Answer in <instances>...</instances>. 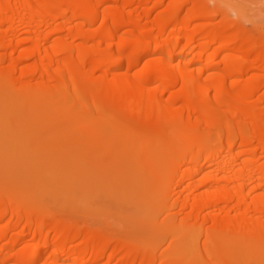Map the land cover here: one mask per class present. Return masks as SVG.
Listing matches in <instances>:
<instances>
[{"label": "bare ground", "instance_id": "6f19581e", "mask_svg": "<svg viewBox=\"0 0 264 264\" xmlns=\"http://www.w3.org/2000/svg\"><path fill=\"white\" fill-rule=\"evenodd\" d=\"M244 6L0 0V106L11 103V121L0 117V154L15 142L25 167L15 193L0 182V264H264V29L246 30ZM51 118L64 136L52 134L58 146L44 163L27 147ZM127 154L142 181L149 155L159 170L149 168L158 171L151 189L144 182L156 218L147 214L144 236L67 220L42 195L23 200L22 189L44 176L39 191L50 201L71 190L72 209L95 211L97 176L109 171L111 184ZM100 161L108 163L98 169ZM77 176L87 189L76 188Z\"/></svg>", "mask_w": 264, "mask_h": 264}, {"label": "rangeland", "instance_id": "374dc122", "mask_svg": "<svg viewBox=\"0 0 264 264\" xmlns=\"http://www.w3.org/2000/svg\"><path fill=\"white\" fill-rule=\"evenodd\" d=\"M233 2H234V4H235V7H241V5L242 6H244V9H247V15L248 14H250L249 15V17H248V19H249V21L247 22V21H243V23L245 24V28H246V30L248 29V31H253V29H254V26H255V28L257 29H259V32L261 31V30H263L264 29V0H233ZM220 20V19H219ZM218 19H217V21H219ZM244 20H245V18H244ZM254 24V25H253ZM257 25V26H256ZM262 26V27H261ZM256 29H255V31H256ZM264 31V30H263ZM258 32V31H257ZM262 32V31H261ZM260 32V34L262 35V33ZM264 33V32H263ZM257 36L260 38V35H259V33H257ZM264 36V34L262 35V37ZM261 37V38H262ZM1 94V93H0ZM10 99V98H9ZM11 101L12 100H14V98H12V99H10ZM17 102V101H16ZM4 103V102H3ZM15 103V102H14ZM13 103V104H14ZM10 105H11V103L10 102H8V103H5V104H3V105H1L0 107H2L3 109H2V112L0 113V117L4 120V121H6V122H9V121H11V114L8 112V110H9V107H10ZM4 106V107H3ZM55 118V117H54ZM53 118H51V120L49 119V121H52V122H49L48 123V126L46 127V131L43 133H41V132H39L37 135H36V137H35V139H34V141L32 140V142L30 143V145H29V147H27V152H29L28 154H30L31 155V157H34L36 154L39 156V160L40 161H42V162H44V163H46V161H47V157L48 158H52V157H49V156H47L46 157V154H48V151L52 148V150L54 149V148H56L58 145H53V146H51L52 144H54L53 143V141H55L56 139L55 138H53L52 137V134H57V131H59L60 132V134L61 135H63L64 136V134H62V131L59 129H55L54 128V126H56V124L54 125V121H55V119L54 120H52ZM15 130V129H14ZM13 130V131H14ZM77 133H79V134H81L80 132H79V130H78V132ZM73 134H74V131H73ZM107 134V133H106ZM66 135H68V137L66 136ZM76 135H78V134H76ZM72 135L70 134V132L69 133H66L65 134V137H67V138H69V137H71ZM80 136V135H79ZM62 137V136H61ZM73 137V136H72ZM72 137L69 139V142L70 143H72L74 140L75 141H77L74 137H75V134H74V139H72ZM78 138V137H77ZM44 139H46V140H44ZM71 140H72V142H71ZM75 143V142H74ZM51 144V145H50ZM76 144V143H75ZM49 145H50V147H49ZM77 146V145H76ZM72 147H70V149H71ZM74 148V147H73ZM91 148V147H90ZM94 148H98L97 146L96 147H94ZM119 148L121 149V150H123V148L122 147H120L119 146ZM49 149V150H48ZM69 148H68V150L66 151L65 150V152H64V155H66V159L67 160H65V158H64V160L65 161H70L69 159H71L72 160V155H73V151L72 150H70ZM76 150H78V146L75 148ZM80 149H82V148H79V150ZM114 149V150H113ZM112 150H111V152H113V151H118V147H117V149H116V147H114ZM75 150V151H76ZM78 150V151H79ZM83 150H85V149H82V151ZM87 151H90V149L88 150V149H86ZM98 151H99V148L97 149ZM102 150V149H101ZM100 150V152L102 153V151ZM75 151H74V153H75ZM81 151V150H80ZM80 151H79V153H80ZM109 152H110V150H108ZM59 152H61V151H59ZM84 152V151H83ZM63 153V152H62ZM107 153V152H106ZM114 153V152H113ZM20 154L22 155L23 153H20V148H19V146L18 145H15V142H12V143H10V145L7 147V149H6V152L4 153V154H0V182H3V183H5V184H9L10 186H13L12 187V189L10 188V189H4L5 191H7V192H11V193H15V191L17 190V188L15 187V186H17L20 182H21V179H22V177L24 176V174H25V167H24V163H23V161H22V157L20 156ZM76 154V153H75ZM55 155V157H57L58 159L59 158H61L62 157V155L61 154H59V153H55L54 154ZM63 155V156H64ZM27 156H29V155H25L24 157H27ZM51 156V155H50ZM74 156V155H73ZM76 156V155H75ZM79 156V155H78ZM78 156H76L77 158H78ZM80 156H81V154H80ZM80 156H79V158H80ZM92 156V155H91ZM97 156H99V158L101 159V156L98 154V155H96L95 157H91V159L90 160H88V161H93L94 160V158L96 159V157ZM147 156V155H146ZM30 157V158H31ZM36 157V156H35ZM127 158H125L126 159V164H125V166H123V168H121L122 170H124V171H122V172H118L119 173V175H116V176H114V177H112V181L114 182H110L111 184H109L108 182V184L109 185H106L107 183H105L106 182V176L108 177V173H109V171L108 172H106V173H104L105 174V177H104V174H99L98 176H97V174H96V176L97 177H99V179L101 180V182H102V184H100V185H103V186H100L98 189H97V192H98V196H96V199L98 200H96L95 199V201H96V206L94 205V204H92L91 206H93V208L95 209V211L97 210V208L99 207V206H101V207H99L98 209L100 210V211H102L104 214L106 213V214H108V216H105V218L107 219V220H109L110 222L108 223H106L105 222V219L102 217L101 219L99 218V217H96V212L94 211V210H90V211H81V210H75V209H72V207H70V205H71V203L70 202H72V201H74V198L76 199V198H78L76 195H74L73 193H72V191L70 190L69 192H67V194L65 195V197L62 199L61 197H62V193L61 194H59L58 195V203L56 202V199L55 198H53L52 199V201H50V199H48L47 198V196H48V193L47 192H40L39 190H40V188H41V184H45L46 183V179H45V177L44 176H40L39 177V179L35 182V184L34 185H27L26 187H24L23 189H22V193H24L23 195H25L26 196V199H25V197L23 198V200L25 201V202H31V200H37L38 198H46V201L48 202V204L49 205H51V207L53 206L54 207V205H59V207L61 208L62 207V209L67 213V216H66V219L67 220H70V221H72V222H79V223H84L85 225H90V226H92V227H94V225H96L95 227H106L107 229H109V230H111L110 232L112 233V234H115V235H122V236H128V237H130V238H138V237H140V236H144V235H146L148 232H149V229H151V226H150V222H152V220L154 221V219L156 220V218L154 217V219H153V217H152V215L151 214H149L150 213V210H151V207H150V205L149 204H147L148 202L146 201V199L145 198H143V197H145V195L144 194H146V192L144 191V190H148L149 191V183H156V181H157V179H154L155 177H157L158 176V168L156 167L155 169H154V166L156 165H154V166H152L151 164H153V162H152V160L154 159L153 157H152V155H149L148 157H149V159L148 160H150V165L147 167L145 164L146 163H144V165H143V167L145 168V170H146V168L149 170V171H147V173H145V176H144V178L146 177V175H147V179L145 178V179H143L144 181H142V174H140L141 172H142V170H141V167H138L137 168V165H135L134 164V161L132 160V158L127 154V156H126ZM128 157H130V158H128ZM74 158V157H73ZM78 158V159H79ZM98 158V157H97ZM153 158V159H152ZM27 159V158H26ZM25 159V160H26ZM32 159V158H31ZM35 159V158H34ZM54 159V158H53ZM125 159H124V161H125ZM49 160V159H48ZM55 160H57L56 158H55ZM61 160V159H60ZM60 160H57L56 161V163L59 161V162H62V161H64V160H62V161H60ZM82 160V158L80 159V161ZM97 160V159H96ZM105 160V159H104ZM127 160H128V162H130L131 164H128L127 163ZM130 160V161H129ZM79 162V160H77L76 158L74 159V162H75V164L77 163V162ZM85 161V160H84ZM83 161V163L84 164H86L85 162ZM88 161H87V163H88ZM73 162V163H74ZM96 162H98V160L96 161ZM103 161H100L99 162V166H97L98 167V169H101L103 166H104V163L106 162H104V163H102ZM79 163H82V162H79ZM82 163V164H83ZM91 163V162H90ZM106 163H108V162H106ZM125 163V162H124ZM61 163H57V165H60ZM78 164V163H77ZM82 164H80V165H82ZM92 164H94V163H91V165ZM96 164V163H95ZM94 164V165H95ZM98 164V163H97ZM148 164H149V162H148ZM79 165V164H78ZM90 165V164H89ZM88 164H87V166H89ZM90 165V166H91ZM94 165H92L93 167H95ZM107 165V164H106ZM130 165V166H129ZM134 165V166H133ZM84 166H86V165H84ZM109 165H107V168H108V170L110 169V167H108ZM128 166V167H127ZM135 166H136V168H135ZM81 167V166H80ZM79 167V168H80ZM97 167H95L96 169H97ZM104 168V167H103ZM106 168V169H107ZM126 168V169H125ZM135 170H134V169ZM149 168H152V169H154V170H158V171H152V169H151V171H150V169ZM97 169V170H98ZM105 169V170H106ZM120 169V170H121ZM138 169H140L141 171H140V173H137V171H138ZM83 170H84V168H83ZM144 170V169H143ZM101 172V171H100ZM133 172V173H132ZM139 172V171H138ZM145 172V171H144ZM137 173V174H136ZM106 174H108V175H106ZM138 174H140L141 175V177H140V175L138 176V177H140V179L139 178H137V176L136 175H138ZM111 175V174H110ZM159 175H160V173H159ZM79 176H81L80 174H79ZM131 176H133V177H131ZM78 177V176H77ZM110 177V176H109ZM109 177H108V180H109ZM118 177V178H117ZM85 178V176H83V177H78L77 179H76V183L79 185H76L77 187L76 188H78L79 190L82 188L83 190L84 189H87V187H88V184H86L85 182H86V180L84 179ZM115 178H117V179H115ZM137 178V179H136ZM129 179V180H128ZM135 179V181H139V180H141L139 183H136L135 181H133V183H134V185H132V180H134ZM115 180V181H114ZM130 181V182H129ZM137 181V182H138ZM147 181V182H146ZM100 182V183H101ZM144 182H146L147 183V185H148V189H145L146 188V185H144ZM131 184V185H130ZM111 185H112V189H110L111 188ZM152 185V184H151ZM6 186V185H5ZM81 186V187H80ZM109 186H110V188H109ZM137 186V187H136ZM140 186V187H139ZM134 187H136V188H134ZM153 187V185L151 186V188ZM134 188V189H133ZM137 188H139V189H137ZM150 188V189H151ZM80 190V191H83V190ZM141 191V192H139V193H141V194H143V195H141V198H142V200L140 199V200H138L139 198V194L137 193H134L133 191ZM151 191V190H150ZM144 192V193H143ZM135 194V195H134ZM42 195V197H39V196H41ZM84 195V194H83ZM83 195L79 198V200H77L78 202L80 201V203H81V201L83 202V200L85 199V200H87L86 198H84L83 197ZM135 196L137 197V199L135 200L134 198H135ZM84 200V201H85ZM24 201H22V202H24ZM76 201V202H77ZM94 201V202H95ZM142 201H145L146 203H143L142 204ZM65 202H67V203H65ZM63 203H65V206L63 207L62 206V204ZM86 203V202H85ZM147 204V205H146ZM90 205V204H89ZM144 205V206H143ZM148 206V207H147ZM55 208V207H54ZM102 208H104V209H102ZM149 208V209H148ZM109 211H108V210ZM146 209V210H145ZM149 211H148V210ZM108 213H107V212ZM148 211V212H147ZM95 212V213H94ZM146 214V215H145ZM151 215V217H152V220H151V217L150 216H148V215ZM163 215H165V216H163ZM141 216H142V218H145V222H148V223H146L145 224V222H144V219H142L141 220ZM158 216H161L160 217V219L162 218L163 220L165 219V217L167 216L165 213L163 214V213H160V215H158ZM157 216V217H158ZM149 217V218H148ZM124 218V219H123ZM140 218V219H139ZM117 219H122V220H125V222L124 223H121V221L120 220H117ZM148 219V220H147ZM160 219L158 220V221H160ZM118 223H120V224H118L117 225V222ZM140 220L142 221V224H141V222H140ZM151 220V221H150ZM162 220V221H163ZM112 221V222H111ZM115 221V222H114ZM157 221V222H158ZM162 221H160V222H162ZM144 222V223H143ZM116 223V224H115ZM110 224H112V226L110 225ZM141 225V226H140ZM146 225V226H145ZM97 227V228H98ZM111 228V229H110ZM119 235V236H120ZM164 244H165V246H164ZM163 244V248H166V247H168L169 246V242H165ZM248 264H263L260 260H252V261H250Z\"/></svg>", "mask_w": 264, "mask_h": 264}]
</instances>
